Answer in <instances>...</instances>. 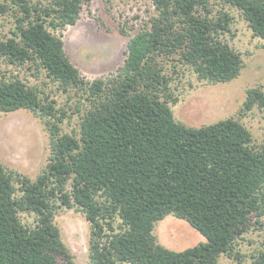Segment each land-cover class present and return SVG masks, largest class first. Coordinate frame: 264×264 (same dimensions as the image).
<instances>
[{
  "label": "trees",
  "instance_id": "obj_1",
  "mask_svg": "<svg viewBox=\"0 0 264 264\" xmlns=\"http://www.w3.org/2000/svg\"><path fill=\"white\" fill-rule=\"evenodd\" d=\"M90 1H0V16L10 10L8 2L22 12L13 36L0 41V58L44 70L63 91L75 90L86 101L76 107L78 133L64 132L68 115L55 101L19 77H0V111H33L51 145L35 179L0 163V264H75L54 222L59 200L90 222L91 264H221L223 254L242 264L235 242L251 214L264 216V145L254 144L240 118L192 127L176 120L171 107L181 66L210 83L239 76L242 54L222 37L233 16H210L211 0H152L156 14L131 37L118 73L89 81L56 31L75 25ZM221 1L264 39V0ZM247 93L241 111L264 107V91ZM24 211L35 214L33 226L20 218ZM168 215L189 222L206 241L182 250L160 244L154 228ZM254 264H264V248Z\"/></svg>",
  "mask_w": 264,
  "mask_h": 264
},
{
  "label": "rangeland",
  "instance_id": "obj_2",
  "mask_svg": "<svg viewBox=\"0 0 264 264\" xmlns=\"http://www.w3.org/2000/svg\"><path fill=\"white\" fill-rule=\"evenodd\" d=\"M51 1L31 0L35 5H46ZM8 3L10 10L0 16V41L13 36L16 17L22 14L17 6ZM211 9L212 17L219 16L222 11H228L233 16L231 31L222 37L242 54L244 67L237 78L225 83L200 80L192 68L179 67L172 81V92L178 97V101L171 104L175 119L188 126L200 127L220 119L240 118L252 132L254 144L262 146L264 107L255 104L251 110H241L249 89L260 88L264 91V39L254 37L248 22L237 8L221 0H211ZM155 14L152 0H91L89 4H83L75 25H68L56 33H61L70 60L85 79L108 78L117 74L123 66L131 37ZM3 75L19 77L26 84L38 87L42 96L55 101L57 109L63 108L67 112L68 116L61 124L62 130L78 133L80 116L76 107L82 106L81 93L63 91L46 76L44 70L37 72L35 67L29 65L15 66L0 58V77ZM50 156V134L39 115L24 108L0 111V163L7 170L35 179L48 164ZM66 189L72 190L71 183ZM57 204L60 206L54 222L75 264H91L90 222L75 206L68 208L61 205L60 200ZM19 215L28 225L33 226L36 222L34 213L24 211ZM154 234L160 244L172 250H182L206 241L205 236L189 222L173 215L158 221ZM235 243L242 264H254L255 257L264 248V216L259 219L251 214L248 230ZM57 261L63 263L64 258L57 257ZM219 261L221 264H241L224 254Z\"/></svg>",
  "mask_w": 264,
  "mask_h": 264
}]
</instances>
